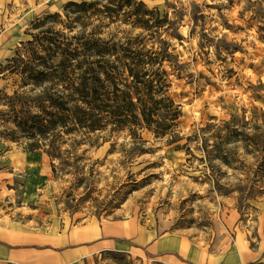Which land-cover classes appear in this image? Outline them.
<instances>
[{
  "label": "rangeland",
  "instance_id": "rangeland-1",
  "mask_svg": "<svg viewBox=\"0 0 264 264\" xmlns=\"http://www.w3.org/2000/svg\"><path fill=\"white\" fill-rule=\"evenodd\" d=\"M69 1L81 0H0V90L21 87L22 75L11 72L25 66L18 55L46 54L54 31L77 45L83 27ZM135 1L168 19L160 33L179 63L164 67L182 109L172 133L180 140L144 129L146 150L130 154L122 132L99 148L65 152L79 160L70 167L56 159L54 169L43 148L11 141L14 123L0 118V217L18 228L25 248L92 225L117 238L88 262L63 256L67 264H243L264 237V0ZM120 18L102 29L103 39L142 34L148 48L158 47L133 18ZM227 122L259 142L222 145L229 164L212 146Z\"/></svg>",
  "mask_w": 264,
  "mask_h": 264
},
{
  "label": "trees",
  "instance_id": "trees-1",
  "mask_svg": "<svg viewBox=\"0 0 264 264\" xmlns=\"http://www.w3.org/2000/svg\"><path fill=\"white\" fill-rule=\"evenodd\" d=\"M73 7L78 12L74 22L83 27L81 34L74 36L77 45L72 47L73 41L52 31L55 36L44 44L46 54L37 53L28 60L18 55L25 66H16L11 72L22 75L21 87L12 93L0 90V118L14 123L8 129L10 140L26 144L30 151L43 148L54 169L56 159L70 167L79 160L64 156L65 152L76 151L83 144L99 148L122 132H128L130 140L120 145L130 154L146 150L144 129L156 137L170 135V142L179 141L172 133L182 109L168 94L170 83L164 67L166 61L176 66L179 63L160 33L168 19L135 0L69 1L67 9L73 11ZM123 16L141 25L159 42L158 47L148 48L142 34L126 36L123 42L100 36L107 23ZM28 81H33V86H28ZM224 126L228 132H219L212 146L223 152L219 158L226 164L229 157L222 145H259L257 136L246 138L230 122ZM111 144L115 147L116 142Z\"/></svg>",
  "mask_w": 264,
  "mask_h": 264
},
{
  "label": "crops",
  "instance_id": "crops-1",
  "mask_svg": "<svg viewBox=\"0 0 264 264\" xmlns=\"http://www.w3.org/2000/svg\"><path fill=\"white\" fill-rule=\"evenodd\" d=\"M17 229L14 224H9L4 217H0V262L3 264H67V261L62 260L65 255L73 257L70 261L81 258L88 262V259L95 257L97 253L117 246L114 234L104 228L99 232L92 225V231L82 234L81 238L78 237V232H70L66 236L61 233L57 244L43 248H25L23 246L29 242L23 241L22 234L13 233ZM250 260H255V264H264V237L259 239L257 249L252 252L251 257L242 260V263L253 264V261L248 262Z\"/></svg>",
  "mask_w": 264,
  "mask_h": 264
},
{
  "label": "bare ground",
  "instance_id": "bare-ground-1",
  "mask_svg": "<svg viewBox=\"0 0 264 264\" xmlns=\"http://www.w3.org/2000/svg\"><path fill=\"white\" fill-rule=\"evenodd\" d=\"M134 230H131V231H124L122 233H124V235H129V234H132ZM82 234L80 233V231H78V237L81 238Z\"/></svg>",
  "mask_w": 264,
  "mask_h": 264
}]
</instances>
